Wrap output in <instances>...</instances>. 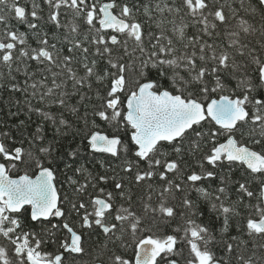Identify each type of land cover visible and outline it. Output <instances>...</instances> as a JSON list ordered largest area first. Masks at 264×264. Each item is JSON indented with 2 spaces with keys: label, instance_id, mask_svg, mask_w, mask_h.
I'll return each mask as SVG.
<instances>
[{
  "label": "snow or ice",
  "instance_id": "1",
  "mask_svg": "<svg viewBox=\"0 0 264 264\" xmlns=\"http://www.w3.org/2000/svg\"><path fill=\"white\" fill-rule=\"evenodd\" d=\"M255 2L0 0V91L19 93L57 133L79 132L85 151L109 154L129 174L66 163L82 175L68 178L62 197L54 169L22 143L10 147L15 138L0 130V264H68L84 254L89 264H264V0ZM92 100L91 115L82 113ZM104 124L113 130L100 131ZM44 140L38 126L30 144ZM36 151L51 155L55 143ZM225 161L243 166L235 200L226 187L200 186ZM29 162L40 169L35 179L10 176ZM192 191L220 220L219 232L193 218L205 211Z\"/></svg>",
  "mask_w": 264,
  "mask_h": 264
},
{
  "label": "trees",
  "instance_id": "2",
  "mask_svg": "<svg viewBox=\"0 0 264 264\" xmlns=\"http://www.w3.org/2000/svg\"><path fill=\"white\" fill-rule=\"evenodd\" d=\"M244 7L256 8L255 0H245ZM242 13L245 15V18L253 15L258 18V13L254 14L251 12H243V9ZM19 27L21 28V30H27L26 26L24 25H19ZM41 27L43 31H47L49 32V35H51V31L46 26L42 24ZM191 31L192 30L190 29L189 34H191ZM101 66H103V62H101ZM129 79V88L131 90H135L132 83L135 79V75L131 71L129 72ZM214 98L219 97L218 95H215ZM121 99L124 103L126 111L127 94H122ZM17 100H20L21 103L17 104ZM72 102L76 104L77 107H80L78 99L73 100ZM203 102L207 104L210 101L205 100ZM94 103L95 100L86 102V106L84 108H81V112L83 113L86 111L89 115H91V108ZM33 106L35 107L40 105H36V103L33 102ZM46 110L53 113L59 112V109L55 106L46 108ZM68 118L76 119V117L71 116V114H68ZM20 121H23L24 123L21 124ZM38 126H42L44 128L45 140L37 142L36 144H30V141L35 135ZM76 127L77 129H79L80 127H83V125L79 124ZM208 127L209 124L204 125L205 130H207ZM54 129L55 126L50 121H45L39 113L29 112L27 110V105L23 103V97L19 93H11L7 90L0 91V130L9 131L11 136L15 138L14 141L9 142V146H20L22 143L25 148H30L32 150L33 155L37 158V161L42 162L44 166L52 167L56 172V184L58 191L60 192L62 197L67 196L71 192V188L68 184V178L73 177L74 179H80L82 175L78 172L73 175V171L69 170L66 167V163L70 164L73 170L80 167L81 165H84L94 175H104L105 173H107L109 176L113 174L111 169L108 167V165H111V168H115L120 177H124L125 180H127L129 174L121 172L119 169V165L122 163L121 161L114 159L109 154H95L90 150L85 151V148H87V144L86 142L84 144L80 143L81 135L79 134V132H73L66 128H62L61 132L57 133ZM99 130L112 131L113 129H111L110 125L104 124L100 127ZM130 133V127L126 126L125 128L121 129V135L126 144L132 143L130 140ZM219 142H224V138L220 137ZM51 143H55V151H53L51 155L36 151L37 148L46 147ZM163 147L166 151L171 152V146L169 144L164 143ZM71 150H77L78 152H80V156L77 158L70 157L68 153ZM101 162L103 163V166ZM29 163L31 164V166H29L28 164L18 163V167L10 171L11 175L19 176L28 173L29 175L34 176L35 174H37L40 169L36 166V162ZM216 171V177L209 178L208 180L200 182V186H203L210 191H215L219 187H226L228 195L232 200H235L237 197L235 181L240 180L241 176L244 174L243 166L237 164L229 167L227 161H225L220 166V168L216 169ZM154 180L157 184L162 183L161 181H159L158 177L154 178ZM99 186L107 187L110 191L113 190L111 183L106 186L103 184V182H101ZM129 188L131 189L132 193L138 195L137 187L129 185ZM89 190L91 191V189ZM189 198L197 204L200 210L205 211L204 216L193 218L197 219L198 222L202 224H214L215 230L219 232L221 223L219 219H216L215 221L212 220V216L214 215V213L212 212L210 205L206 201H204L202 197H200V194L198 192L192 191L191 193H189ZM175 227L176 222L173 221L171 225L167 228H164L163 231L166 233H171ZM221 235H225L226 237L227 234ZM104 240L105 237L102 234L98 237H93L88 241L87 247L91 249L94 246V241ZM179 246L184 247L183 243H181ZM53 247V245L47 244L43 247V250L53 251ZM68 264H89V256L87 254L75 256L74 259H69Z\"/></svg>",
  "mask_w": 264,
  "mask_h": 264
},
{
  "label": "water",
  "instance_id": "3",
  "mask_svg": "<svg viewBox=\"0 0 264 264\" xmlns=\"http://www.w3.org/2000/svg\"><path fill=\"white\" fill-rule=\"evenodd\" d=\"M22 175H24V174H22ZM22 175H19V176H12L11 173H10V176H11L13 179H17V178H19V177L22 176ZM37 175H39V171H38V173H37L35 176H32L33 179H35V177H36ZM55 183H56V181H55ZM57 190H58V188H57ZM58 192H59V191H58Z\"/></svg>",
  "mask_w": 264,
  "mask_h": 264
}]
</instances>
